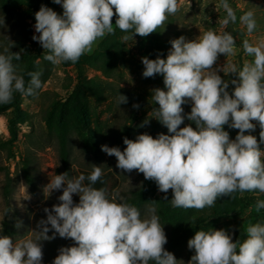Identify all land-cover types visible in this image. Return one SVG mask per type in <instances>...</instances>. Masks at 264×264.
Returning a JSON list of instances; mask_svg holds the SVG:
<instances>
[{"label": "clouds", "instance_id": "clouds-1", "mask_svg": "<svg viewBox=\"0 0 264 264\" xmlns=\"http://www.w3.org/2000/svg\"><path fill=\"white\" fill-rule=\"evenodd\" d=\"M53 2L62 6L63 14L42 5L35 13L34 28L39 35L32 37L45 50L43 59L53 65L76 63L91 53L99 39L115 33L114 15L116 28L131 33L122 37L127 41L156 32L179 10L178 0ZM221 6L226 13L222 24L236 23L228 0H221ZM239 20L248 34L255 31L253 11H245ZM170 43L166 59L142 58V75L163 76L164 89H152L151 99L159 105L153 109L154 118L171 135L153 138L144 133L135 140L125 137L123 151L107 145H101V150L116 157L118 169L137 170L162 193L171 190L170 202L176 208L202 210L236 192L264 194V151L259 146L264 143V40H243V53L252 59L240 67L228 64L220 69L213 66L221 54L237 53L235 38L229 32L210 29L195 40L180 36ZM19 60L21 54L9 48L0 54V104L10 103L17 92L35 96L42 87L41 72H29L27 82L18 73L13 61ZM218 71L235 79L225 80ZM229 84L234 85L231 94ZM189 102L191 111L185 114L182 105ZM117 103H127V97L119 94ZM185 119L195 127L189 124L181 128ZM253 121L261 129L259 143L254 135L245 134L255 130ZM225 125L239 130L235 139L230 138ZM102 174V168L93 165L88 184L84 175L69 178L63 173L51 178L45 189L48 193L62 189L60 203L44 209L47 219L39 222V231H32L34 238L14 242L0 235V264H41L40 241L55 239L56 234L75 243L60 248L53 264H177L174 254L164 248L167 237L155 208H149L150 215L142 219L135 206L116 202L115 195L109 198L106 189L92 186ZM73 194L79 195L78 204H74ZM255 209L258 213L264 209V199L257 200ZM50 230H54L52 236L48 235ZM245 232L243 242H234L233 235L223 229L196 231L187 244L194 250L188 264H264V222L249 224Z\"/></svg>", "mask_w": 264, "mask_h": 264}, {"label": "rangeland", "instance_id": "rangeland-1", "mask_svg": "<svg viewBox=\"0 0 264 264\" xmlns=\"http://www.w3.org/2000/svg\"><path fill=\"white\" fill-rule=\"evenodd\" d=\"M34 2L36 5L18 6L16 11L32 27V35L28 43L29 49L32 53H43L44 49L40 43L32 39L33 35H39L34 28L35 13L44 5L62 15L63 8L53 0H34ZM235 2L238 19L245 11L251 10L255 14L257 25L255 31L248 34L246 27L238 20L237 40L243 42L248 39L252 43L264 40V0H235ZM178 6L179 10L174 15H169L165 24L157 29L158 38L164 46V54L154 43L153 34L147 37L135 35L133 39L122 40L123 36H131V33H125L116 28L115 20H112L115 33L99 39L91 53L80 57L79 62L83 70L80 78H78V72L74 66L63 63L54 65L48 80L35 96L17 98L16 102L19 107L16 120L18 138L12 149L16 157L9 161L7 150L0 148V230L3 220L9 219L16 229V234L12 238L14 242L29 236L34 238L35 234L32 231H39V222L42 219H47L44 209H51L53 205L60 203L58 197L62 195V189L53 190L51 193L45 189L51 178L62 174L57 143L49 136V129H55L61 125L68 131L71 146V178L78 177L82 170L92 171L93 165L100 166L103 173L112 172L117 182L112 196H117L116 202L118 203H124L130 193L141 186L144 181L142 173L137 170L127 172L118 169L116 157L109 156L103 151L100 157L95 159L92 154H87L82 150L79 137L83 131L96 134V136L103 133L107 137L105 145L113 147L116 139L127 137L135 140L138 135L144 133L153 138H157L160 134L171 135L166 132V126L154 118L153 109L158 108L159 105L151 99L152 89H164L163 76L157 74L154 77L144 78L142 58L156 59L157 56H160L166 59L171 50L170 41L180 36H184L188 41L195 40L210 29L217 33L224 32L227 26L222 24L226 13L221 6V0H178ZM5 20L9 26L13 23L12 20L8 21L6 18ZM13 31L11 27L8 29L5 27L2 30L5 37L10 40L14 36ZM97 54L102 58V61L96 64ZM238 55V49L237 53L232 56L225 57L221 54L213 67L220 69L228 64L238 66ZM242 59L244 63L245 60L252 58L244 55ZM37 63L40 65L41 59H38ZM218 74L225 80L235 79L234 76H226L223 71H218ZM233 89L234 85L229 84L228 91L232 92ZM119 94L136 99L144 105V108L132 112L131 107L119 105L117 103ZM11 103L14 102L11 101ZM10 104H0V141L10 138L8 118L14 111ZM182 107L184 113H190V102ZM146 119H150L149 123L141 126ZM253 123L256 125L255 130L249 134L254 135L259 143L261 129L256 121ZM189 124L184 121L180 127ZM191 125L195 127L194 124L191 123ZM224 127L230 138L235 139L239 130L229 128L227 125ZM259 146L264 151V143ZM27 149L31 150L30 153L34 158L38 188L36 195H32L28 190L18 165L20 157L26 154ZM7 173L13 179V194L8 217H6V204L3 197ZM165 195L167 196L166 200L164 199ZM244 195V193L236 192L231 196L218 198L212 207L197 210L173 207L170 202L173 196L172 191L169 190L167 194L158 191L156 196L143 208L141 218L144 219L150 215L149 208L151 207L155 208L156 215L161 210L177 211L180 214L177 227L180 234L184 233L183 245L172 254L178 260L177 264H188L194 255V250H190L187 246L188 240L198 231V225L202 218L207 217V220H210L212 213L217 210L238 212V200ZM247 196L254 203L258 199H264V194L259 192H250ZM73 202L74 204L79 203V195L73 194ZM248 216L249 210L236 216L212 220L207 225L200 227V230L223 229L233 235L235 242V235ZM257 222H264V209L257 221L251 224ZM161 226L164 228L168 242L171 227L162 224ZM53 232L54 230H50L48 235L52 236ZM74 243L73 240L61 238L58 234L55 239L40 241L43 252L41 264H53L54 258L59 254V249L74 246ZM166 245L167 243L164 248Z\"/></svg>", "mask_w": 264, "mask_h": 264}, {"label": "trees", "instance_id": "trees-1", "mask_svg": "<svg viewBox=\"0 0 264 264\" xmlns=\"http://www.w3.org/2000/svg\"><path fill=\"white\" fill-rule=\"evenodd\" d=\"M228 3L230 6L235 10L237 21L236 23H229L226 26L225 31L229 32L236 41V47L239 50L238 55V67L242 66L244 56L243 49H242V42L237 40V31H238V12L236 8V2L235 0H228ZM34 6L36 5V2L34 0H0V20L3 19L4 23L0 24V54H4V49L9 48L11 52L13 53H20L21 54V60L19 61H13L15 65H17L18 73L22 76H24L25 81L27 82L30 77L27 75L29 72H41V81L42 86L46 83L49 76L51 75V72L53 70V64L43 59V56L45 52H35L32 53L29 49L28 43L30 41L31 35H32V27L30 24H28L24 19L23 16L16 11V7L18 6ZM10 21L12 20L13 23L10 24V26L6 23L7 21L5 18ZM116 19V16L113 17V20ZM5 27H11L14 31V36L10 40L6 38L5 34L2 32L3 28ZM154 36V43L158 47V49L161 50V52L164 54V46L162 45L161 41L158 38L157 31L152 33ZM97 59L95 63L102 61V58L97 54ZM41 59L40 65L37 63V60ZM64 65H72L77 69L78 72V78L82 76V67L80 66L79 60L76 63L72 62H65ZM94 64V66H97ZM107 74V72H104ZM231 94V92H229ZM22 96L20 93H14L12 101L14 103H9L10 106L13 108V112L11 113V116L8 118V129L10 133V138L6 141H0V148L6 149L8 153V160H13L16 155L12 151L14 143L16 142L18 138V131L16 127V120H17V114H18V104L16 102L17 98H20ZM138 104L139 108H134L133 105ZM128 107H131L132 112H137L142 110L144 108V105L139 103L136 99L133 98H127V103L122 104ZM185 114H188L187 112ZM185 121L188 123H192L185 119ZM188 126V125H184ZM192 126V125H191ZM166 132L169 133L168 128L166 127ZM246 135L249 134L248 132L245 133ZM100 136H96V134L88 133L87 131H83L80 134V141L82 150L87 154H92L95 159H98L101 155V145H105L107 142L106 135L103 133L99 134ZM49 136L56 140L57 143V150H58V158L60 163V172L67 173L69 178H71V146H70V139L68 131L65 127L59 125L55 129H49ZM113 147H119L121 151L124 150L126 145L123 143V139H116L113 143ZM31 150L27 149L26 154L24 156H21L19 159V167L21 176L30 191L32 195L37 194V183H36V174H35V167H34V158L33 154L30 153ZM92 171H80V175H84L86 177L84 183L88 184L89 181L87 180V177L91 174ZM116 179L114 178V174L112 172H106L103 173L101 178L92 185L93 187L99 189L104 188L106 189L109 198L112 197V191L116 187ZM158 187L154 181L146 180L144 178L143 183L141 186L132 191L124 201V203H127L129 205L135 206L140 213H142L143 208L150 202L152 198H154L158 192ZM250 192H244V196L241 197L238 200L239 204V211L234 212L232 210H217L212 213V218L210 220H207V217H203L200 221V224L198 225V231L201 229L203 225H207L212 220H217L220 218L225 217H232L236 216L238 214H243L246 211L249 210V216L248 218L241 224L239 227L234 240H240L243 242L244 239H246V227L257 221V219L260 216V212L258 213L255 209L254 202L250 201L247 194ZM13 194V179L10 177V175L7 173L6 179H5V185L3 188V197L6 204V217H8L9 209H10V202L11 197ZM159 215V221L162 225H168L171 227L170 232V238L167 242V245L165 247V250L173 253L174 251L178 250L182 247L183 243V234L179 233L177 222L180 217V214L177 211H166L161 210L158 212ZM16 234V229L13 223L9 219H5L2 222L0 235H7L11 238H13ZM150 264H154V262H150Z\"/></svg>", "mask_w": 264, "mask_h": 264}]
</instances>
